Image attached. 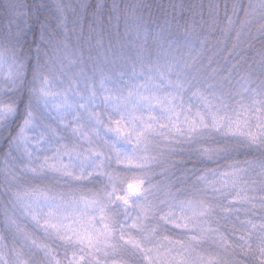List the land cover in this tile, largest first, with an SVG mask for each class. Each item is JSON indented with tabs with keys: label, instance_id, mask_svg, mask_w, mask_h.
Instances as JSON below:
<instances>
[{
	"label": "snow or ice",
	"instance_id": "6c2138e0",
	"mask_svg": "<svg viewBox=\"0 0 264 264\" xmlns=\"http://www.w3.org/2000/svg\"><path fill=\"white\" fill-rule=\"evenodd\" d=\"M28 7L5 0L23 26L0 33V130L17 125L0 158V264H264V43L251 31L264 0L226 23L209 3L179 49L162 35L170 19L147 46L137 0L123 13L125 34L144 38L133 54L89 60L84 16L52 0L34 64ZM103 10L88 25L99 46Z\"/></svg>",
	"mask_w": 264,
	"mask_h": 264
},
{
	"label": "clouds",
	"instance_id": "9594fccd",
	"mask_svg": "<svg viewBox=\"0 0 264 264\" xmlns=\"http://www.w3.org/2000/svg\"><path fill=\"white\" fill-rule=\"evenodd\" d=\"M80 0H65V3H70L76 9V15H83L84 16V24H83V32H80L79 25H77V32L75 35L79 36V44L83 51L84 57L86 60L90 58H97L103 52L105 55L108 54V49L111 46L112 55H116L119 52H123L125 55L131 56L133 54V49L135 45L141 43L144 39L141 37L137 39L131 34L126 35L125 31L121 28L119 24H113L111 26L105 25L100 29L102 38H103V45H97V36L96 32L92 31L89 32V22L91 20V14L95 12V5L97 0H87L88 7L81 12L79 8ZM137 0H104V10L103 15L105 20H107L108 16H114L115 13L112 11V5L116 4L119 6L121 11V19H124L123 13L126 6H131L136 4ZM140 2L145 7H153L155 5H159V7L169 14L174 13L175 15L172 16V19L176 21V24L179 26L178 30H183V25L187 21H191L196 24H200L202 20L206 19L208 16V5L209 3H213L218 7L215 9L218 12V19L222 23H226L227 17H231L232 19H236L233 15V5L238 4L240 9V15H243V9L248 4V0H147V4H145V0H140ZM43 4L44 7L41 8L39 5ZM174 5H180V8L177 9ZM33 8H39L43 10L44 15L40 19V22L45 19V17H54V12L52 11V0H36V3L32 5ZM142 9V10H143ZM153 10H155L153 8ZM70 15H72L70 13ZM48 23L50 27L55 29V19H49ZM40 24V23H39ZM259 24H264V18H258L253 25H251V31L254 34L253 43L254 47L259 48L261 47L262 43H264V32H258L257 26ZM7 29L0 28V33L6 31ZM37 32L39 33V25L37 26ZM154 30L152 27L148 28V37L146 44L148 47H155L152 43V37L154 34ZM183 34V31L180 32ZM163 38L164 41L169 39L172 36V33L169 32L168 36L164 34ZM91 37L90 39L88 37ZM24 38V51L29 53L32 56V63H35L36 53L32 51L35 48L36 44L38 43V35H35L33 38L32 35L26 33ZM216 34H211L209 36V40L206 42L205 51H207L208 46H212L215 42ZM75 43V41H73ZM170 43V39H169ZM43 48L44 45H41ZM193 47L199 48L201 47L199 42H194ZM41 62L44 60L43 53L40 54ZM222 63V61H221ZM31 76L29 75V80ZM24 96H28L27 86L24 89ZM16 124H11L10 127L0 130V158H3L5 154L9 151V141L11 137L15 134L13 129L16 128Z\"/></svg>",
	"mask_w": 264,
	"mask_h": 264
},
{
	"label": "trees",
	"instance_id": "16d2710c",
	"mask_svg": "<svg viewBox=\"0 0 264 264\" xmlns=\"http://www.w3.org/2000/svg\"><path fill=\"white\" fill-rule=\"evenodd\" d=\"M25 2L28 4V12L33 18L30 20L31 27L27 29V33L32 35L33 38L35 35H37V26L40 23V19L43 17L44 12L43 10L37 8H33L32 5L36 3V0H25ZM145 4H147V0H145ZM153 8L155 10H153ZM143 15L145 18L148 19L149 27H152L154 32H160L161 31V24L165 19L171 20V29L170 31H165L163 34L165 36H168V33L171 32L172 36L169 37L170 44L173 48H185L188 46L189 41L186 39L184 34H180L183 30H178L179 26L176 24V21L172 19V16L175 15L174 13L169 14L167 11L161 9L159 5H155L153 7H145L143 10ZM7 10L5 8V0H0V28H5L8 25L9 19L8 15H6ZM21 21L15 22L14 28L12 27V30H16L17 26H23V18H19ZM113 24H119L121 28L125 31V22L124 19H120L119 22L113 20L111 23L108 22V20H105V25L111 26ZM11 29V27L9 26ZM27 39V37H25ZM169 39L165 40V44H169Z\"/></svg>",
	"mask_w": 264,
	"mask_h": 264
},
{
	"label": "rangeland",
	"instance_id": "374dc122",
	"mask_svg": "<svg viewBox=\"0 0 264 264\" xmlns=\"http://www.w3.org/2000/svg\"><path fill=\"white\" fill-rule=\"evenodd\" d=\"M6 15H8L9 22H8V24H7L8 26L5 27L4 29H10L9 26H10L11 29H12V27L14 28V26H15V22H16V21H18V22L21 21L19 18H16V17L10 16V15L8 14V12L6 13ZM14 31H15V29H14ZM37 35H38V32H37Z\"/></svg>",
	"mask_w": 264,
	"mask_h": 264
}]
</instances>
